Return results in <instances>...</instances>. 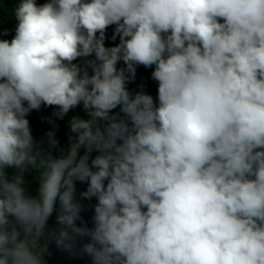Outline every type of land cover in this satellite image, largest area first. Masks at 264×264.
<instances>
[{"label":"clouds","instance_id":"1","mask_svg":"<svg viewBox=\"0 0 264 264\" xmlns=\"http://www.w3.org/2000/svg\"><path fill=\"white\" fill-rule=\"evenodd\" d=\"M9 10L0 264H45L49 235L65 249L87 238L79 252L91 264H264V0H18ZM140 66L152 69L155 99L129 90ZM77 108L84 116H69ZM47 116L68 117L67 149ZM29 169L40 173L34 194ZM77 182L96 201L91 226ZM57 202L62 227L49 233Z\"/></svg>","mask_w":264,"mask_h":264},{"label":"trees","instance_id":"2","mask_svg":"<svg viewBox=\"0 0 264 264\" xmlns=\"http://www.w3.org/2000/svg\"><path fill=\"white\" fill-rule=\"evenodd\" d=\"M18 0H0V5H3V7H0V32L3 30H7V35H0V39H7L11 40L12 37L15 34V22L11 18V16L6 12L10 11L9 9L14 7ZM36 2L43 3L44 0H36ZM6 9V11H5ZM112 34V28L110 27L107 30L106 35L111 36ZM118 42V38H117ZM107 45V40H106ZM152 69H145L143 66L138 67L137 73H136V79L129 83L128 87L130 91H137L140 90V86H143V90L146 91L148 94H151L154 99L156 97V89L157 84L155 81H153L150 78V73ZM49 113L51 114L53 112V108L48 107L46 108ZM80 115L84 116V113L81 108H77L74 110L73 113H69L70 115ZM48 118H51L47 116ZM55 121V127L53 124H50L51 127L57 131L58 135H60V139L65 138L62 143L59 145V147H63L67 149L68 147V140L67 137L69 135H74L70 133L69 131V125H68V117H65L66 121L63 119H56L51 118ZM59 152L56 150H53L52 155L53 157L59 156ZM82 154V153H81ZM39 170L35 169H29L24 173V179L26 181V185L28 187V191L32 194L35 193L36 189L38 188V180H39ZM76 198L80 200V202L83 205V211L81 213L83 219L88 223V226H91V216L93 214V205L96 203L95 199L89 201L86 199L80 198V193L86 190V184H82L77 182L76 183ZM57 211L53 213V215L49 218L47 222V231L51 233L52 231H58L62 226L59 225L56 221V215L59 211V203L57 202ZM77 226L80 225V222L77 221ZM70 231V230H69ZM87 238H75L74 242H71L73 244L72 248L65 249L63 246H57L55 242V238L49 235L48 237V253L44 256L45 264H91L90 258L86 255H81L79 252V249L82 245V243H86Z\"/></svg>","mask_w":264,"mask_h":264}]
</instances>
